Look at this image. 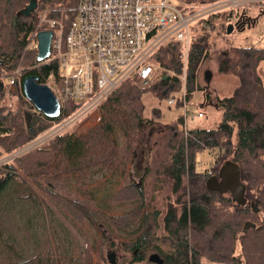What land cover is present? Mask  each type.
<instances>
[{
    "label": "trees",
    "instance_id": "trees-1",
    "mask_svg": "<svg viewBox=\"0 0 264 264\" xmlns=\"http://www.w3.org/2000/svg\"><path fill=\"white\" fill-rule=\"evenodd\" d=\"M29 1L0 0V79H9L15 68L22 71L15 106L0 110V192L14 183L29 191L34 203L38 204L41 196L75 222L96 216L119 231L131 230L135 239L123 244L124 251L131 254L129 264L146 263L149 253L156 254L162 264H201L203 259L214 264H264V84L258 71L264 62V48H234L229 56L217 58V71L234 75L239 85L232 95L216 99L220 122L211 130L192 128L186 132L180 124L181 115L155 128L162 116L155 108L151 117L144 116L145 94L167 101L171 93L180 90L176 79L166 77L167 71L180 75L183 70L181 47L170 41L145 61L161 71L151 86L143 87L137 72L131 73L95 109L100 115L96 126L80 134L68 127L34 147L38 137L73 116L81 104L58 99L60 116L48 119L25 99L21 83L26 76L37 77L42 85L51 82L61 87L53 51L46 61L38 63L37 51L27 49L28 39L35 29H48L45 22H39L44 11L45 19L57 17L66 33L74 22L78 0H35L33 14L17 15ZM220 1L183 0L180 8L187 14ZM222 14L226 15L219 19ZM237 14L217 13L190 27L196 33L187 55V103L197 88L201 65L208 58L211 33L217 27L225 30ZM207 25L212 26L211 33L202 32ZM205 97L210 99L208 94ZM175 107L179 109L181 103ZM114 132L123 139L122 145L112 137ZM148 132L150 137L145 142L143 137ZM206 151H216V155L209 168L199 171L198 155ZM229 162L240 171L245 204L208 185L211 179H218L221 167ZM93 169L119 173L121 185L109 204L131 206L127 213L108 217L93 210L91 191H83L77 198L68 189V176L82 178ZM46 208L52 223L57 224ZM246 222L255 228L243 232ZM7 248L14 253L12 246ZM0 264L11 263L5 259ZM16 264H94V260L91 249L74 255L58 247V252L39 254Z\"/></svg>",
    "mask_w": 264,
    "mask_h": 264
},
{
    "label": "rangeland",
    "instance_id": "rangeland-1",
    "mask_svg": "<svg viewBox=\"0 0 264 264\" xmlns=\"http://www.w3.org/2000/svg\"><path fill=\"white\" fill-rule=\"evenodd\" d=\"M58 2V0H52ZM162 0H151V3L159 5ZM228 1V0H223ZM250 4L245 10H238L236 16L230 18V23H234L238 17L245 15L255 24L249 28L245 27L243 31L234 29L230 34L226 29L217 27L210 35L208 58L203 62L197 77V88L192 95V99L187 104V111L196 117L199 113L202 118H195L194 121L187 122V128H203L211 130L220 122L221 113L215 108V101L218 97L224 98L232 95L239 85L237 77L230 73H219L216 69L217 58L220 55L229 56V52L234 48L257 47L264 48V2L258 0H249ZM183 4V0H182ZM221 12V13H225ZM226 14H222L219 19ZM217 22V21H216ZM212 32V31H211ZM231 54V52H230ZM19 68V67H18ZM21 71V69H20ZM261 80L264 84V62L258 68ZM161 72V71H160ZM168 72L171 71H167ZM210 73L209 80H205V73ZM22 74V71H21ZM2 83L8 87V78H3ZM20 83V81H19ZM180 90L171 93L170 96L177 98L181 95ZM48 86L55 93L56 87L49 82ZM19 84L5 88L0 92V110L6 107L15 106V92ZM186 91V90H185ZM206 94L210 96L206 100ZM169 96V97H170ZM145 107L144 116L151 117V110L158 109L161 112V119L156 123L155 128L173 122L178 116L183 115V109H177L175 105H168V99L159 100L152 93L143 96ZM99 112L93 111L83 119L70 123L67 126L74 134L84 133L86 130L96 126L99 122ZM56 127V126H55ZM51 128L44 135L54 130L56 133L63 130V127ZM63 131L54 134L57 136ZM44 135L38 137L32 144L38 147L46 143L51 137L44 139ZM112 137L122 145L123 139L116 133ZM149 132L144 134L146 142L149 139ZM216 151H206L198 155L197 169L206 170L212 164ZM138 181V178H135ZM68 189L77 197H81L83 191L93 193V210L99 211L108 217H116L127 213L130 207L113 206L109 204V199L121 185V177L117 171L108 170L98 173L96 169L90 171L82 178L68 176L65 182ZM29 191H23L14 183H10L5 190L0 192V262L6 259L11 264H16L19 260H28L33 256L45 254L48 252H58L68 249L74 255L79 252L91 249L94 264H110V256L116 264H129L131 254L125 252L123 244L128 245L135 239V235L130 234L131 230L119 231L114 226L105 224L96 216H90L82 222H75L70 216L58 210L52 203L38 197L39 203H34L28 197ZM33 192L34 189H33ZM228 196V195H227ZM42 202L44 204H42ZM46 205L53 214L57 224H53L51 216L48 213ZM122 245V246H121ZM8 246L14 248V253L8 250ZM152 253H149L148 257ZM240 254V247L237 245L236 256ZM142 264H150L148 261ZM201 264H214L203 259Z\"/></svg>",
    "mask_w": 264,
    "mask_h": 264
},
{
    "label": "built area",
    "instance_id": "built-area-1",
    "mask_svg": "<svg viewBox=\"0 0 264 264\" xmlns=\"http://www.w3.org/2000/svg\"><path fill=\"white\" fill-rule=\"evenodd\" d=\"M249 4V0L220 1L186 14L180 8L182 0H162L159 5L151 0H78L74 22L66 33L59 19H45L47 11H44L39 22L47 24L45 31L53 32L51 50L61 77L58 99L81 104V107L56 125L55 128L63 127V130L56 133L53 130L43 138L55 137L54 134L64 131L70 123L91 114L135 71L143 87L151 86L160 68L145 61L155 49L170 41L181 47L183 70L180 75L170 72L166 75L181 84V95L170 96L168 105L181 103L182 128L187 132L188 121L203 117L201 113L195 117L187 111L185 72L191 38L196 33L190 27L217 13L245 10ZM211 31L212 26L207 25L202 32ZM39 32L35 29L31 33L27 49L37 51ZM10 75L8 87L18 84L22 76L19 68Z\"/></svg>",
    "mask_w": 264,
    "mask_h": 264
},
{
    "label": "water",
    "instance_id": "water-1",
    "mask_svg": "<svg viewBox=\"0 0 264 264\" xmlns=\"http://www.w3.org/2000/svg\"><path fill=\"white\" fill-rule=\"evenodd\" d=\"M37 2L30 0L27 6L22 9L17 15L28 17L36 11ZM255 21L245 19V15H241L238 21L232 25L227 26L226 32L230 34L234 29L243 31L245 27L249 28L255 24ZM241 27V28H240ZM52 31H40L37 34V57L38 63L46 61L51 55ZM14 70V69H13ZM210 73H205V80H209ZM0 86L4 87L0 79ZM23 96L29 101L37 112L48 119H58L60 116V102L48 85L38 83L37 77L26 76L21 83ZM180 124L183 127V120L180 119ZM1 184V181H0ZM211 189L217 190L222 194L229 193L237 202L245 204L244 186L240 180V171L233 163L224 164L220 171L218 179H211L208 183ZM250 228H255L254 224L248 222L243 227V232H247ZM108 262L116 264L109 256ZM148 262L155 264H162L163 261L159 259L156 254H151L148 257Z\"/></svg>",
    "mask_w": 264,
    "mask_h": 264
},
{
    "label": "flooded vegetation",
    "instance_id": "flooded-vegetation-1",
    "mask_svg": "<svg viewBox=\"0 0 264 264\" xmlns=\"http://www.w3.org/2000/svg\"><path fill=\"white\" fill-rule=\"evenodd\" d=\"M247 18H248L249 21H251V20L249 19V17H247ZM247 18H246V16H245V19H247ZM238 19H239V17L237 18V20H236L234 23H230V24L234 25V24L238 21ZM1 82H2V79H1ZM0 84H1V83H0ZM2 91H3V87L0 86V92H1V95H2Z\"/></svg>",
    "mask_w": 264,
    "mask_h": 264
},
{
    "label": "crops",
    "instance_id": "crops-1",
    "mask_svg": "<svg viewBox=\"0 0 264 264\" xmlns=\"http://www.w3.org/2000/svg\"><path fill=\"white\" fill-rule=\"evenodd\" d=\"M216 69H217V64H216ZM148 118V117H147Z\"/></svg>",
    "mask_w": 264,
    "mask_h": 264
}]
</instances>
